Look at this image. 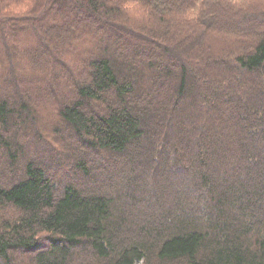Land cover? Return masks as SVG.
I'll use <instances>...</instances> for the list:
<instances>
[{"label":"trees","instance_id":"obj_1","mask_svg":"<svg viewBox=\"0 0 264 264\" xmlns=\"http://www.w3.org/2000/svg\"><path fill=\"white\" fill-rule=\"evenodd\" d=\"M0 264H264V0H0Z\"/></svg>","mask_w":264,"mask_h":264},{"label":"rangeland","instance_id":"obj_2","mask_svg":"<svg viewBox=\"0 0 264 264\" xmlns=\"http://www.w3.org/2000/svg\"><path fill=\"white\" fill-rule=\"evenodd\" d=\"M232 25V24H231ZM51 26L52 29H54L58 35H60L61 37H66L67 36V23L66 22H59L58 24H54V25H49ZM23 35V34H22ZM10 39H5V44L7 45L9 43ZM41 43V42H40ZM39 43V44H40ZM45 43V42H43ZM27 68V67H26ZM57 72L59 74H63L65 73L63 69L57 68ZM47 115L49 116V120L54 124L59 122L60 123V119L57 117V115L54 113V111L52 112H48ZM50 116L52 118H50ZM62 131H63V135H68L70 134V130H68V128L66 126H64V124H62ZM42 130V129H41ZM46 135V133H44ZM54 142V141H53ZM55 147L58 148V146L56 144H53Z\"/></svg>","mask_w":264,"mask_h":264},{"label":"clouds","instance_id":"obj_3","mask_svg":"<svg viewBox=\"0 0 264 264\" xmlns=\"http://www.w3.org/2000/svg\"><path fill=\"white\" fill-rule=\"evenodd\" d=\"M22 10H25V11H26V10H27V8L25 7V8H24V9H22Z\"/></svg>","mask_w":264,"mask_h":264}]
</instances>
